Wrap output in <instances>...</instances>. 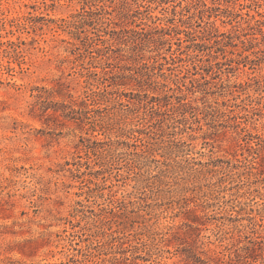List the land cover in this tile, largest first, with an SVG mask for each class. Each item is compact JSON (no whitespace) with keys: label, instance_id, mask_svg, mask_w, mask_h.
<instances>
[{"label":"rangeland","instance_id":"1","mask_svg":"<svg viewBox=\"0 0 264 264\" xmlns=\"http://www.w3.org/2000/svg\"><path fill=\"white\" fill-rule=\"evenodd\" d=\"M0 264H264V0H0Z\"/></svg>","mask_w":264,"mask_h":264}]
</instances>
